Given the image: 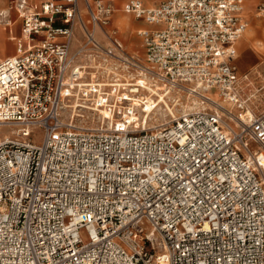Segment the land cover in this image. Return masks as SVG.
I'll return each instance as SVG.
<instances>
[{
	"label": "built area",
	"instance_id": "built-area-1",
	"mask_svg": "<svg viewBox=\"0 0 264 264\" xmlns=\"http://www.w3.org/2000/svg\"><path fill=\"white\" fill-rule=\"evenodd\" d=\"M245 2L129 0L141 55L105 29L111 3L12 1L22 35L0 60V122L19 129L0 141V264H264V112L236 64ZM171 88L209 108L146 126L138 109ZM218 97L244 112L237 126Z\"/></svg>",
	"mask_w": 264,
	"mask_h": 264
},
{
	"label": "rangeland",
	"instance_id": "rangeland-1",
	"mask_svg": "<svg viewBox=\"0 0 264 264\" xmlns=\"http://www.w3.org/2000/svg\"><path fill=\"white\" fill-rule=\"evenodd\" d=\"M126 0H116L115 1V13H114V20L116 17V14H118L120 11L118 8L122 7L123 3ZM261 0H256L254 4L251 5V7L245 8V14L247 21L249 23L248 28L253 24H262L264 27V18L263 16L260 15L258 5ZM258 16H253L252 15H257ZM128 18H131L133 21L135 20V17L133 15H129ZM114 20L111 22L110 25L104 26L106 30H110V34L113 33V30L116 32L115 35L119 38H122L125 42H129L130 39L133 40H138L139 43H141L142 39L141 37L137 34V27L134 29V35L128 34L126 35L125 33H122L118 26L116 25V22L114 23ZM117 27V30H116ZM247 28V30H248ZM133 32V31H132ZM131 35V36H129ZM243 39V38H242ZM242 41V40H241ZM238 43V57L236 59V64L238 67V70L240 74L244 73H250L249 76L252 77V79L249 80V82L246 84L244 83V95L246 97H249L248 102H247V107L250 108L251 110H255L257 112H264V51L263 52H258L254 48H247L243 52H241L247 45H245L243 42ZM254 44L258 43H264V37L263 36H258L256 39L253 41ZM13 46V43L10 44ZM139 45L134 46V49L140 50V53H143V48L139 47ZM241 52V53H240ZM6 54V53H5ZM9 54V53H8ZM106 82L111 81V79H105ZM130 82V80H129ZM114 83V82H111ZM249 84V85H248ZM127 87V86H126ZM124 89V87H122ZM121 88V91L123 89ZM167 88L164 91H156L159 93L161 96H163V93L166 92ZM170 91L164 96V101H159L158 105L150 111L149 113H146L142 110V108L138 109V114L140 116V119H146L147 123L146 126L153 127L156 125H161L175 117H178L182 113L185 112H192V111H197L201 109H208L209 104L205 98L197 93L189 94L188 92H180L177 89H169ZM144 96H148L147 98L149 99H154L155 102L158 101V97H155V95H151L150 93L144 92ZM215 94L212 93V96ZM73 103L72 101L69 102V104ZM222 105L225 106L226 109L229 111H232L235 116H230L234 120V126H237L239 124L238 116L243 117V113L241 110L237 109V107L234 106H226L223 104V101H221ZM169 107H166V106ZM211 106V105H210ZM70 110V109H69ZM147 110V109H146ZM148 111V110H147ZM83 114L85 115V121H82L88 126H96L100 124V122L103 120V114L101 112H93L90 110H82ZM64 117L68 120L70 118L69 111H67L64 114ZM245 117V116H244ZM78 122H81V118L76 119ZM230 120H228L229 122ZM232 123V122H231ZM233 124V123H232ZM19 127L15 125H10V124H5L1 123L0 124V141L5 139L6 136H11V138H15V135L13 133L15 131H18ZM32 132L34 134L32 141L35 144H41L43 139H44V130L40 126H35L32 128Z\"/></svg>",
	"mask_w": 264,
	"mask_h": 264
},
{
	"label": "crops",
	"instance_id": "crops-1",
	"mask_svg": "<svg viewBox=\"0 0 264 264\" xmlns=\"http://www.w3.org/2000/svg\"><path fill=\"white\" fill-rule=\"evenodd\" d=\"M12 1L13 0H0V10H5V12H7V13H9V15H10V18H11V23L9 24V25H6V24H4V23H0V25H3V26H0V46H1V48H0V60H2V59H4V58H6V57H8V56H10V55H13V54H15V51H16V41H15V38L16 37H19V36H21L22 35V25H21V20H20V18H18V16H17V14L13 11V10H11V8H12ZM103 1H105V2H108V3H111L113 6H114V9L116 10V8H115V1L116 0H103ZM129 0H126L124 3H123V5H122V7H120V8H118V10L120 11L118 14H116V17H115V20H114V13H115V10H114V13H113V15H112V21L114 20V23L116 22V19L118 18V16H120V15H126L127 17L129 16V15H133V14H130V13H126L125 11H124V5L128 2ZM159 1H161V0H145V2L147 3V4H152V3H154V2H159ZM247 1L248 0H246V2H245V8H247L246 7V5H247ZM258 1V0H257ZM122 13V14H121ZM125 13V14H124ZM134 16V15H133ZM135 17V16H134ZM111 21V22H112ZM130 22H133V20L130 18ZM134 22L135 23H137V25H135V24H133V26H132V28H131V30L130 31H128V33L126 34V35H128V34H131V35H134L135 33H134V29L137 27V34L139 35V31H140V29H143L144 27H147V24L145 23V21H143V20H141V19H137L136 17H135V20H134ZM116 25L118 26V24H117V22H116ZM118 28L120 29V31L122 32V33H124L123 31H122V29L118 26ZM116 30H117V27H116ZM133 31V32H132ZM131 35H129V36H131ZM83 36H84V34H83V32H82V30L81 29H78L77 30V33H76V40H75V42H74V48H77L78 46H79V44L81 43V41H82V39H83ZM140 36V35H139ZM96 37H97V39L99 40V41H101L102 43H105L106 41H105V38H104V35H103V33L100 31V30H97L96 31ZM141 37V36H140ZM119 38V37H118ZM123 43H124V45H125V47L127 48V50L128 51H130V52H132V53H137V54H141V55H143L144 54V52H145V49H144V46H143V40L141 41V43H139L138 42V40L136 41V40H133V39H130V41L127 43V42H125L122 38H119ZM142 39V38H141ZM242 40V39H241ZM240 40V41H241ZM239 41V42H240ZM238 42V43H239ZM11 43H13V46H11L10 44ZM238 43H237V47H238ZM138 46L139 45V47L141 48H143V53H140V50H136V49H134V46ZM138 47V48H139ZM139 48V49H140ZM247 48H252L250 45H247V47H245L241 52H243L244 50H246ZM240 52V53H241ZM6 53V54H5ZM9 53V54H8Z\"/></svg>",
	"mask_w": 264,
	"mask_h": 264
},
{
	"label": "bare ground",
	"instance_id": "bare-ground-1",
	"mask_svg": "<svg viewBox=\"0 0 264 264\" xmlns=\"http://www.w3.org/2000/svg\"><path fill=\"white\" fill-rule=\"evenodd\" d=\"M256 2V0H248L247 1V6L248 7H251L252 4H254ZM260 13V12H259ZM122 14V13H121ZM125 14V13H124ZM261 15V14H260ZM253 16H258L257 15H252L251 18ZM116 22L118 24V26L122 29V31L124 33H128V31L131 30L133 24L137 25V23H135L134 21L133 22H130V18H128L126 15H120L118 16V18L116 19ZM249 25V23H248ZM0 26H3V25H0ZM248 28V27H247ZM141 30V29H140ZM258 36H263L264 37V27L262 26V24H257V23H253L249 28L248 30L246 29L245 33L243 34V36L240 38V40L242 39L241 42H243L245 45H250L252 48H254L255 50H257L258 52H263L264 51V43H258V44H254L253 41L254 39H256V37ZM239 40V41H240ZM238 41V42H239ZM1 48V46H0ZM3 60V59H2ZM100 66H103L106 68V66L104 65H100ZM98 66V67H100ZM150 98V97H149ZM160 102L161 101H164V97H161V99L159 100ZM221 101H223V104L230 107L232 104L227 101L224 97H218V102L221 103ZM222 104V103H221ZM70 105V104H69ZM72 105V104H71ZM73 106V105H72ZM151 106L152 104H148L147 105V110L150 112L151 110ZM233 106V105H232ZM166 107H169L168 105ZM225 107V106H224ZM155 109V108H154ZM244 117V115H243ZM1 124V122H0ZM17 131H15L13 133V135H15ZM5 138H11V136H6Z\"/></svg>",
	"mask_w": 264,
	"mask_h": 264
}]
</instances>
